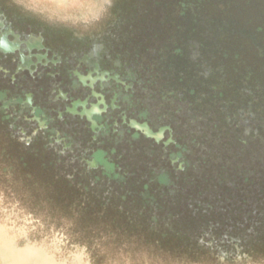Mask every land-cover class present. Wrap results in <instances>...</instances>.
Instances as JSON below:
<instances>
[{"label":"flooded vegetation","instance_id":"obj_1","mask_svg":"<svg viewBox=\"0 0 264 264\" xmlns=\"http://www.w3.org/2000/svg\"><path fill=\"white\" fill-rule=\"evenodd\" d=\"M25 3L0 0L2 159L66 165L79 196L95 205L163 209L154 191L188 167L178 101L112 27L90 37ZM133 121L171 132L156 142Z\"/></svg>","mask_w":264,"mask_h":264},{"label":"rangeland","instance_id":"obj_2","mask_svg":"<svg viewBox=\"0 0 264 264\" xmlns=\"http://www.w3.org/2000/svg\"><path fill=\"white\" fill-rule=\"evenodd\" d=\"M22 1L26 2L25 5L27 7L36 9L40 13L43 12V14H49V16L54 19L57 18L63 20L64 23L60 21L62 22L61 25H65L69 31L76 29L82 31L80 33L92 37L94 34L101 32L102 26L99 24V14L102 12L104 13V11L109 12L110 7L114 5L117 0ZM128 1L130 6L128 10L125 11V17L122 20H114L112 22V31L115 32V41L121 45H128L131 40H133L135 35L134 27L139 23L142 25L140 20H137L135 17L140 16L146 6L145 0ZM221 1L223 3H229L230 1L233 6L235 4H238V6L240 5L239 8H234L231 5L235 10L232 8L229 15L236 18L238 15L240 16L239 26L237 27V30H233V32L222 31L220 28H216L215 30L210 26V15L220 14V12L223 11L221 7V4L223 3ZM262 3H264V0H207L200 6V14L203 15L202 18H199L196 22L197 25L193 22L191 15H187L188 18H184L180 15L179 8L166 10L164 13L165 15L158 10L160 20H163L165 16H167V18L176 16L179 19L188 20V22L185 23L184 28H180L179 26L181 24L179 25L176 23V25L179 26L175 27L173 32L175 34L177 32V40L178 38L182 41L187 40L188 44L184 47V53L186 54L185 61L186 63L188 62L187 65L189 64L188 69H190L191 65L193 67L199 65L200 67L197 72V78L194 77L193 70L188 71L187 69L185 75H189V77H185L182 81H180V78H176V80L171 79L175 95H180L185 99L184 102L182 101L183 103L179 102L178 104L180 107L176 106L175 109L179 108L180 111L182 122L180 125L181 135L186 146V160L189 162L190 168L189 175L193 180L190 181V188H188V186L181 188L184 185L180 182L178 186L180 185V192L184 191L183 195L192 197V200L190 201L193 203L199 202L213 206L214 217L217 216L218 219L221 218L222 220H227V223L229 221L235 223L238 221L246 222L247 220H253L258 216L259 212H255L260 204L258 203V192L253 187V191L246 192L248 193L246 197L241 196L242 192H240V187L257 186L256 188L258 190L264 185V180L261 179L264 178V155H261V152L258 149V147L260 148L261 146L258 141L259 139L253 135L255 124L252 123L253 127H249L250 129L246 126V130L242 128V131L245 133L243 140H241L243 142L241 143L242 145L234 143L228 148V143L230 141L234 142L233 139L235 140V134L225 135V133L230 131L231 128L229 125H226L228 123L222 118L226 116L224 109L229 105V101L234 103L232 111L235 114L238 113L242 106H244L243 103H241L243 91L248 90V92L255 93L257 86L255 78L259 77L261 80L264 78V58H259L261 44L256 41L257 37L254 36L255 33L251 30L254 28L252 23L254 21L256 22L255 17L257 16L258 11H264V5ZM262 39L264 40V37ZM196 46H199V56L194 55ZM200 46L202 50L200 49ZM210 54L213 58L209 57ZM171 59L172 61L169 62V65L174 68L177 64V60L173 57ZM159 69L160 68H158L156 64L153 65V72L155 74L159 75ZM247 69L250 70L246 72L245 70ZM257 72L258 76H256ZM247 73L251 75L253 80L246 81L243 79L244 77L247 78ZM194 79L198 80V85ZM166 80L169 82V78H166ZM215 83L219 85L217 90H213V88L217 86ZM154 104V102H150L149 106L153 108V110H159ZM238 121V123L242 122V120ZM235 125L237 127L239 124ZM6 144L7 141H5V139L3 140L0 136V152L1 150H5ZM243 145L244 147L242 149ZM245 146H247V149H244ZM6 154L10 156L9 153ZM2 158L3 157L0 156V230L10 237L14 234L20 245L26 243L25 241L20 240L21 238H24V232L26 233L25 235H27L25 240L32 244L41 245L42 243H45L46 245H52L61 253L67 248H72L73 242L61 240L60 236L57 235V232L63 229L62 226L64 225L61 217H68L69 215L72 217L70 211H67L68 209H62L63 207L58 208L59 206H66V203L61 202V204H55L59 206L54 208L55 205L49 202L45 192H38L36 187L34 188L30 186L29 183L22 179L21 171L14 174L13 171L8 172L5 170L3 165L6 160H3ZM227 162L232 165L231 168L227 170L228 173L226 170L223 172V170L220 169V167L226 165ZM237 168H239L241 174L244 173L245 175L252 176L251 180L253 181H250L252 183H247L248 185L243 184V186L241 183H235L236 174L239 173L237 172ZM64 170L66 169H63V171ZM257 176H259L258 178L260 179L254 181ZM206 177L217 183L215 186L216 188H213L212 186L210 187V185H208L210 184L209 182L207 184L199 185L201 184L202 179L205 180ZM228 184L235 185L228 186ZM250 184L252 185L250 186ZM203 190L209 191L210 196L205 197L202 195L201 193ZM181 194L182 192L178 196L179 204L181 203ZM227 201H234L239 205H244L245 201L247 209L240 215L235 214L237 213L236 210L239 211L240 207L237 206L232 208L231 211H233L234 217L230 216L228 213L225 214L222 212ZM157 202L160 205H164L163 209L156 207L157 210H150L148 208L147 214H142L136 208L133 209V211L137 213L133 214L141 219L140 225L144 226V229H146L149 222L147 219L154 215L162 221L160 222V225L167 224V220H171V222H168L176 225L170 217H176L177 215H180L179 220H181L180 222H175L177 224L185 221V217L193 218V216H191V210H183V207L181 208V206V211L178 210L179 207L175 206L178 203L173 204L172 200L162 199L160 202ZM153 204L156 205L155 203ZM173 206L177 208L173 210ZM57 208L60 212L57 211ZM253 208L255 211H250V209L253 210ZM227 217L232 219H228ZM107 218L109 219V217ZM169 223L167 225H169ZM200 224L202 223L199 222L195 225L191 223L188 224L190 227L189 232L200 233L201 235L205 234V230L196 231ZM53 227L57 228V232L54 231V233H52L51 228ZM19 232H21V234H19ZM74 233L76 235L73 237L78 241L81 232L76 230ZM124 235L126 236V239H129V243L133 245L135 242H143L141 238L146 234L145 231H143V233H128ZM132 239L135 241H132ZM139 247L143 250L146 246L143 245ZM139 247L136 245H133L132 247L127 246L125 251H131L133 249L137 250ZM74 248V253L81 251L78 245ZM120 249H122L121 246L120 248H116V250ZM210 252L212 253V250L205 249L199 254L193 256L189 255L190 259H186L183 252L178 255H173V257H177L181 259L180 261H184L188 264H209V260H213L210 256ZM262 253L263 252H260L259 255L257 254L258 259H264ZM59 256L64 257L61 254L57 255L58 258ZM115 256L116 255L111 256L107 260V263L113 264L112 262L115 261ZM117 263L122 264L120 261L115 262L114 264Z\"/></svg>","mask_w":264,"mask_h":264},{"label":"water","instance_id":"obj_3","mask_svg":"<svg viewBox=\"0 0 264 264\" xmlns=\"http://www.w3.org/2000/svg\"><path fill=\"white\" fill-rule=\"evenodd\" d=\"M126 1L127 0H117L116 3L110 7L109 12L104 11V13L102 12L99 14V24L102 26V28L108 26L112 27V22L114 20H122L125 17V11H127L129 8V1ZM102 28L101 32L104 34L105 29L103 30ZM99 33L94 34L93 36H98ZM132 128L137 132H141L147 138L154 139L156 142H159L164 137L165 132H171L170 127H164L156 133L153 132L146 123L139 124L134 121L132 122ZM186 162L188 167H185V171H183V173L181 172L180 175L175 179L171 178L172 180L163 182L164 185H168L166 188H164V190L153 191L156 193H162V197L160 198L163 200H172L173 204H179L178 196L182 192L180 197L181 203L179 205H175L179 207L178 210H180L181 206V208L183 207V210L188 209L193 211L195 214L194 204L198 203L203 206V212L208 215L207 218H209V221L207 222L208 224H200L196 231L205 230V234L201 235L200 233L189 232L190 227L188 224L190 223L187 222H191L195 218L200 221L201 216L195 217L191 214V216H194L193 218L185 217V221L177 224L175 222L181 221L179 220L180 215H177L176 217H170V219H172L176 225L169 223L171 220H167V224L169 223V225H160V222L162 221L154 215L147 219L149 222L146 229H144L145 227L140 225L141 219L138 218L137 215H135L137 213L133 211V209H135L133 206H120L116 210H113L112 206L105 205V201L95 205L86 201L88 199L84 200L81 198V196H72L71 192V194L64 193V197H62V199H50L49 195L45 191L46 187L43 186L44 189H42L41 186L40 191L38 192H45V195L47 194V199L51 204H61V202L66 203V206L55 205L54 208L59 206L58 208L63 207L62 209H68L67 211H70L72 217H70V215L68 217H63L61 215L63 217H61L62 223H64L62 226L63 229L57 232V228L53 227L51 228V231L52 233L56 231L61 240L73 242V247L67 248V251L65 250L61 253L60 251L58 252V249H55L52 245H46L45 243H42L41 245L30 243L29 241L25 240L27 235H25L26 233L24 232V238H21L20 240H23L26 243H24V245H20L17 237L14 234H12L10 237L9 235H6L5 232L0 230V263L108 264L107 260L111 256L116 255L115 258L113 257L115 260L112 262L113 264L119 261L122 264H184L186 262L180 261L181 259L173 257V255H178L183 252L184 254H182L185 256V258L190 259L189 255L193 256L203 252L205 249H208L212 250V253L210 252V256L213 258V260H209V264H264V259H258L257 256V254L259 255L260 252H263L262 254L264 255V231H261L259 234H253L250 233V231L246 232L248 230L245 229L246 227L243 224L245 222L242 223L241 221H238L235 223L229 221L227 223V220H222L221 218L220 220L217 216L214 217V215L212 216V214H210V211L214 208L213 206L199 202L193 203L190 201L192 200V197L183 195L184 191L180 192V185L178 186L179 182L184 185L181 188L186 186L190 188V181H193L189 175V162L187 160ZM61 166L63 167V165L56 164L54 168L58 172V175L53 172L58 176L57 178L66 180L67 184L60 182V186L63 187L64 190L69 189L77 192L78 189L74 184L75 181H72L74 175L71 172H68V166L65 165L66 172L65 170L63 171L64 168H61ZM150 178L153 179V177ZM145 181H148V177ZM208 182L210 183L208 184L210 187L212 186L213 188H216L215 186L217 183L208 179L207 177L205 180L202 179L201 184L199 185L207 184ZM233 185L235 184H228V186ZM253 187L257 191V186ZM209 193V191L203 190L201 194L205 197H209ZM155 199H157V196ZM151 203H154V201H151ZM90 204H92V206H88ZM175 206H173V210L177 208ZM237 206L240 207V209L239 211L236 210L237 213L235 214L241 215L243 213L241 211V207L243 205H239L234 201H227L222 212L226 214L227 209L231 210ZM58 208L57 211L60 212ZM139 212L144 214L147 211L144 208ZM230 216L234 217V215ZM107 217H109V219ZM239 222L242 224L239 225ZM235 225L236 227L234 228ZM178 229H187V233H190L191 235L190 241L184 245H176L172 243V245L167 244V235H175L178 233ZM76 230L81 232L78 238V241L80 242H78L77 239L73 237L76 235L74 233ZM143 231H145L146 234L143 235V238H141L143 242H135L133 245L138 247L144 245L146 246L145 249L142 250L139 247L137 250L133 249L131 251H125L127 246L132 247L133 245L129 243V239H126L124 234L143 233ZM19 234H21V232H19ZM74 239L77 242H75ZM132 241L135 240L132 239ZM77 245L81 251L74 253V247ZM120 246L122 249L116 250V248H120ZM59 254L63 255L64 257L59 256L58 258L57 255Z\"/></svg>","mask_w":264,"mask_h":264},{"label":"trees","instance_id":"obj_4","mask_svg":"<svg viewBox=\"0 0 264 264\" xmlns=\"http://www.w3.org/2000/svg\"><path fill=\"white\" fill-rule=\"evenodd\" d=\"M205 1L207 0H145L146 2L145 10L140 16L135 17L137 20H140L142 25H140L139 23L134 27L135 35L133 37V40H131V42L128 45L129 47L130 46L132 47L134 52L138 53L137 55L140 61H142L143 64H146L152 73H153V65L156 64L158 68H160L159 73H158L159 75L156 74L157 75L156 78L158 80H163L164 82L163 84L164 88H162V91H165L164 96L173 97L174 98L173 100H177L178 103L179 102L183 103L185 99L180 95H175V93L173 92L174 88L172 86L171 79L176 80V78H180V81H182L185 79V77L186 78L189 77V75H185L187 73L189 64L187 65L188 62L186 63L185 61L186 54L184 53L185 52L184 47L188 43H187V40L182 41L179 38L177 40V37H178L176 36L177 32L175 34L173 32L174 31L173 29H175V27H178L180 24L181 25L179 27L184 28L185 23L188 22V20L186 19L182 20L176 16L174 17L172 16L171 18L170 17L167 18V16H165L163 20H160L159 12L160 13L163 12V15H165L164 13L166 12V10L179 8L180 15H182L184 18L187 17V15L188 16L191 15L193 22L196 24L199 18H202L203 14H200L201 13L200 6ZM214 1H217V0H214ZM126 2H128V0ZM262 4L264 5V3ZM231 5L232 4L230 3V1L229 3L224 2L223 4H221V7L224 12L222 11L220 12V14L218 13V14L210 15L211 16V20H210L211 27H213L215 30L216 28H220V30L222 31L225 30V31L233 32V30H237V27L239 26L240 16L238 15L237 17L238 19H237L236 17H233L229 14L233 7L239 8L240 5L238 6V4H235L234 6L232 5L233 7ZM255 18H256V22L254 21L252 23V25H254V28L251 30L254 31L255 33V35L254 34L253 35L257 37L256 41L259 44H261L259 58L261 57L264 58V55H261V54H264V40L262 39L264 37V11L259 10ZM176 23H178L179 25H176ZM195 49L196 51L194 52L195 53L194 55L199 56V53H200L199 46L198 47L196 46ZM200 49H201V46H200ZM172 57L177 60L176 61L177 64L174 66V68H172V66L169 65V62L172 61L171 59ZM209 57L213 58L211 54L209 55ZM199 69H200L199 65L195 67L191 65L188 71L193 70L194 71L193 75L195 78H197L198 77L197 72L199 71ZM248 70L250 69H247L245 71L248 72ZM161 72H164V73H161ZM247 74H248L247 78L244 77L243 79H245L246 81L253 80V78H251V75H249V73ZM256 76H258V72ZM166 78H169V82L168 80H166ZM255 80L257 84L256 89H255L256 92L251 93V92H248V90L243 91V97L241 99V103H243L244 106H242L240 111L239 112L237 111L238 113L235 114L232 111V106L234 105V103L229 101V105H227L226 108L224 109L226 112L225 113L226 116L222 118L224 121L228 123L226 125H229L231 128V130L226 132L225 135L235 134L234 135L235 140L233 139L234 142L230 141L228 143L227 145L228 148H230L232 144L234 143L242 145L241 143L243 142L241 140H243V137L245 135V133L242 130L243 129L246 130V127L248 128L253 127L252 126V123H253L255 124L253 135L257 139H259L258 141L260 142L261 146L258 144L260 146V148L258 147V149L261 152L260 154L264 155V78H262L261 80L258 77V78H255ZM194 81L197 83V85L199 84L197 79L196 80L194 79ZM215 84L217 86L214 87L213 90H217V87L219 86L217 83ZM238 120H242V122L238 123L239 122ZM235 124H239V125L236 127ZM247 146H245L244 149H247ZM243 147L244 145L242 146V149ZM55 166H56V163L52 159H47V158L30 159L27 157H21L19 159L7 158L3 165L4 169L7 170L8 172L13 171L15 174V173H18V171L19 172L21 171L22 179L25 182L29 183L30 186L32 187H38L37 188L38 191H40L41 186H42L41 187L42 189L46 187L45 191L49 195L50 199H62V197H64L63 196L64 193L67 194L70 192L72 193V196H75V197L79 196L80 194L79 191L76 192V191H72L69 189L64 190V188L60 186L61 184L60 182H62L63 184L64 183L67 184V183H66V180L57 178L58 172L54 169ZM231 166L232 165H230L227 162L226 165H224L223 167H220V169L223 170V172L224 170H226L227 172V170L230 169ZM53 172L56 173L57 175L54 174ZM237 172L239 173L236 174V183H239V184L241 183L242 186L243 184L248 185L247 183H252L250 182V181H253L251 180L252 176L245 175L244 173L241 174L239 168H237ZM227 173H226V176H227ZM258 177L259 176L255 177L254 181L260 179ZM261 179L264 180V178H261ZM251 185L252 184H250V186ZM252 187H246V186L240 187L241 188L240 192H242L241 196L246 197V195L248 194L246 192L254 190ZM257 192H258V198H259L258 203H260L258 205L259 210L257 209L255 211L253 208V210L250 209V211L259 212V214L253 220H249V221L247 220L245 223L242 222L246 227L245 229L248 230L246 232L250 231V233H253V234H259L261 231H264V185L262 188H259ZM150 200H153V199L150 198L149 201ZM88 206H92V204ZM194 206H195V214L193 211H191V214L194 215L195 217L201 216L200 217L201 220L199 221L195 218L191 222H187V223H191L193 225L199 222L208 224L207 222L209 221L208 220L209 218H207L208 215H206L203 212V206H201L198 203H195ZM134 208H136L139 211L144 209L143 207H140V206H136ZM246 209H247V206H245V201H244V205L241 207V211L244 213ZM226 212L229 215H233V211H231L230 209L229 210L227 209ZM210 214H212L213 216L214 214L213 210L210 211ZM242 223L239 222L238 224L241 225ZM235 227L236 225L234 226V228ZM186 231L187 230L185 229H180V230L178 229V233H176L175 235H172V236L170 234L167 235L166 243L169 245H172V244L184 245L185 243H188V241H190L191 235L190 233H187Z\"/></svg>","mask_w":264,"mask_h":264},{"label":"crops","instance_id":"obj_5","mask_svg":"<svg viewBox=\"0 0 264 264\" xmlns=\"http://www.w3.org/2000/svg\"><path fill=\"white\" fill-rule=\"evenodd\" d=\"M0 264H6V263H0Z\"/></svg>","mask_w":264,"mask_h":264}]
</instances>
